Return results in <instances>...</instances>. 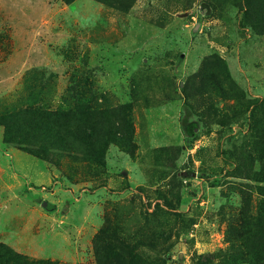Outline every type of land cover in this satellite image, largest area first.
<instances>
[{
    "label": "rangeland",
    "instance_id": "374dc122",
    "mask_svg": "<svg viewBox=\"0 0 264 264\" xmlns=\"http://www.w3.org/2000/svg\"><path fill=\"white\" fill-rule=\"evenodd\" d=\"M79 102L110 112L103 155L26 149L21 114L62 134ZM259 217L264 0H0V244L21 264H256Z\"/></svg>",
    "mask_w": 264,
    "mask_h": 264
},
{
    "label": "trees",
    "instance_id": "16d2710c",
    "mask_svg": "<svg viewBox=\"0 0 264 264\" xmlns=\"http://www.w3.org/2000/svg\"><path fill=\"white\" fill-rule=\"evenodd\" d=\"M66 113V116L63 118L70 119L71 122L68 124H60L65 129L62 134L56 133L54 131L56 122L54 120H49L48 115H52L51 117H55L54 112L45 111L41 109V111H25V114H21L23 116L20 124H17L22 130L29 131L35 126V122L32 118H35L37 121H40L41 127V136L38 143H34L32 145H28L26 149L37 156H41L46 159H51L52 150H67L70 151L72 148L78 144H84L87 151L94 155L95 158L104 154V150L106 148V143L102 136L99 133H102V122L107 120V122L111 119L109 117L110 112L105 110H98L93 105H87L85 102H79L73 108H70ZM56 118V117H55ZM25 122V125L23 124ZM54 127H53V126ZM108 132L110 130L108 129ZM113 135L115 134L112 131ZM61 156V155H58ZM263 209V208H262ZM261 226L262 239L263 243L261 244L260 253H257L259 258L257 259L256 254H252L251 252L244 253L239 251L238 246L233 244L232 253L230 258L238 259L240 256H250L253 262V259H257L256 264H264V218L259 217L258 220ZM22 260L20 256L16 255L12 250L6 247L4 244H0V264H21Z\"/></svg>",
    "mask_w": 264,
    "mask_h": 264
}]
</instances>
